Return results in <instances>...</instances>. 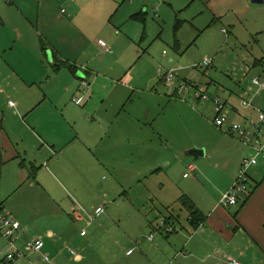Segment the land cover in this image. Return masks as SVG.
<instances>
[{
	"label": "rangeland",
	"instance_id": "rangeland-1",
	"mask_svg": "<svg viewBox=\"0 0 264 264\" xmlns=\"http://www.w3.org/2000/svg\"><path fill=\"white\" fill-rule=\"evenodd\" d=\"M51 1L56 16L52 22L62 31L58 33V37H55V29H53L57 46L63 50H68L70 44L75 46V51L66 52L71 55L72 62L80 67L78 76L82 75L81 72L86 76L88 70L91 71L93 67L109 71L111 56L114 53L115 58L122 55V64L118 65L117 71L124 74L126 68L128 71L131 70L129 76L133 79H130L128 85L148 90L145 94L131 95L122 109L126 108L133 115L135 110H140L144 114L150 110L151 124L155 130H152L151 134L154 136L153 132H155L157 139L164 142L163 145L167 148L170 157H175L180 146L186 141H196L204 145L196 146L202 149L210 148L213 153L211 158L206 157V154L203 157H186L196 165L200 162L198 160L207 162L211 171L208 176L214 180L210 182L203 180L205 186H200L201 192L197 193L218 194L220 185L224 182L223 173L238 163L237 146L243 147L247 158L256 157L255 150L252 151L250 147L258 145L256 140L264 144V124L259 120L260 114L264 112V92L256 94L253 102L244 92L251 91L254 95L257 91L255 85L252 87L254 77H264V4H252V8H248L242 0ZM74 5L81 11L76 18L75 15L68 18L71 21L75 19V25L57 19V15L69 16ZM63 10L67 11V15ZM61 34L67 38L68 35L72 37L68 45L58 43ZM100 41L105 42L112 53L109 52L105 56L107 60L105 62L89 61L93 57L100 58L107 53ZM207 59L212 60L211 65L204 64ZM170 71L175 74L172 86L169 84L171 82L164 79ZM84 80L81 83L85 82L88 88L95 84L91 81L92 78H89V81ZM105 84L107 83L102 81L98 83L96 91L102 89ZM182 85H187L190 91L178 94L177 91ZM197 88L205 90L211 98L219 97L239 107L243 115L242 118H238L237 124L251 133L252 142L249 145L237 136L240 141L236 138H221L219 133L224 135L226 130L222 131L215 126L214 101L196 99L194 92ZM105 91L107 92L106 89ZM83 93L85 95V92ZM244 100L251 102L254 109L242 106ZM9 101L8 98L7 104ZM102 101L100 100L94 108L99 106L105 111L110 107L108 103L102 106ZM226 110L229 121L233 123V113L230 116V110ZM7 124H11L12 128L21 127V123L16 122L14 118H10ZM101 133L106 132L103 130ZM28 135H30L29 140L34 139L30 133L25 134L24 137L27 138ZM136 135L141 136L138 132H135L134 136ZM107 138L108 136L97 150L94 149L95 154L86 157L81 155L80 158L72 156L60 158L45 152L32 151L29 157L38 160L35 161L39 169L37 174L50 177V180L44 178L48 184L42 181L40 185L42 189L38 186V181L33 186L28 183L10 197H3L8 213L14 217H19L18 213H20L21 221L25 225H30L31 240L44 238L47 240V245L49 244L48 247L58 240L56 245L63 247L64 250L63 264L120 262L127 264L126 253L135 246L134 241L143 242L145 245L148 242L147 237L153 233L152 226L145 225L141 217L140 220H132L131 213L134 212L136 204L139 203L137 205L144 210V213L147 209L149 212L153 208L150 212L151 219L155 222L161 221L163 219L159 217L161 215L154 209L150 199L155 190L158 191L157 196L160 194L159 186L165 183V169L168 168L171 177L182 186L191 187L194 182L189 166L177 163L176 160H166L161 165L162 170L156 172L160 174L161 182L155 180L156 183L152 186L153 178L146 169L147 163L143 156L146 150L156 147L149 144L144 149L141 141L133 140L131 143L125 142L126 144L117 147L112 154H106L105 148L114 145ZM257 160L259 164L254 170L262 177L256 180L261 181L264 179V154H261ZM169 161H173L171 167L168 165ZM13 164L16 166V163ZM10 170H13L12 164L5 170H0L3 179L6 178L5 175H9ZM188 173L191 178L186 179L184 175ZM157 177L155 179H158ZM251 182L255 184L250 178V185ZM253 189L251 186L249 193ZM246 197L245 193H241L239 206L228 209L234 217H240L239 211L246 204ZM255 202L256 211L242 213V219L246 218L249 222L251 219L255 221V216L264 219V210L261 212L258 210V205L262 202L260 197H257ZM102 206L105 207L103 214L97 215L96 210ZM75 210L86 220L74 219ZM162 211L164 216L168 215L166 211ZM181 215L183 216L184 213ZM21 221L19 220L20 223ZM83 229L88 234L86 239L80 237ZM50 230L56 234L55 238L48 237ZM181 231L179 229L180 233ZM196 232L198 233V230ZM156 233H154L155 241L151 243H157L161 238H165V242H173L170 236L166 235L167 232ZM183 234L184 243L196 236V233L194 235L186 231ZM176 235L177 233L173 232V236ZM211 240L216 245L222 246L220 247L222 260H216L218 257L216 256L209 264H230L233 257L239 261V264H264L263 242L262 245L252 247L246 256L239 257L238 253L246 247L244 242H240L241 238L236 237L233 245L225 238ZM23 241L21 239L17 242L20 248ZM70 250L79 253L84 260L75 261L69 253ZM26 254L29 255V252ZM166 254L167 263L172 264L177 252ZM4 256L0 255V258ZM182 258H179L176 264H183ZM23 260L20 259L12 264H21ZM194 264L200 263L197 261Z\"/></svg>",
	"mask_w": 264,
	"mask_h": 264
},
{
	"label": "crops",
	"instance_id": "crops-1",
	"mask_svg": "<svg viewBox=\"0 0 264 264\" xmlns=\"http://www.w3.org/2000/svg\"><path fill=\"white\" fill-rule=\"evenodd\" d=\"M51 2V0H0V170H5L10 164L13 165V170L9 171V175H5V179H3L0 172V206L3 208V211L8 213L3 197H10L15 191L28 183L30 186H33L38 181V186H40L42 185V181H45L44 184H48L44 178L50 180V177L43 176L41 173L37 174L39 169L35 161L38 162V160L37 158L29 157L32 151L45 152L50 156L56 155V157L60 158L66 156L80 158L81 155H84L81 157H86L89 154H95L94 149L97 150L99 148L101 142L106 140V136H108L107 140L114 144L105 148L106 154H112V151L126 144L125 142L131 143L133 140H139L144 149L149 144L156 147L155 149L146 150L147 152L143 156L147 163L146 169L151 173L153 178V181H151L152 186L156 183L155 180H160L159 177L161 176L156 172L159 170V173L162 170L161 165L164 161L176 160L177 163H183L187 167L194 165L193 161L184 156V152L194 148V146L204 145L196 141H186L180 146V150L177 151L175 157H170L167 148L163 145L164 142L162 143L157 139L155 132H153L154 136L151 134L152 130H155L151 124L150 110H147L146 114L140 110H135L133 111V115L126 108L122 109L126 101L131 98V95H140L148 92L147 89L133 88L128 85L130 84V79H133L129 76L131 70L128 71L126 68L124 74L117 71L118 65L122 64V55L119 58L114 57L115 53L113 56L110 55L112 63L109 66V71L93 67L90 69L91 71L88 70L89 73L87 72L86 76L82 72V75L78 76L80 67L72 62L71 55L69 56V53L67 54L66 52L68 50L75 51V46L70 44L68 50L59 49L57 46L55 37H58V33H62V31L52 22L56 16ZM242 2L246 3L248 8H252V4H264L253 3L250 0H242ZM71 9L72 13L69 16L61 17L57 15V19H62L63 22L69 21V24L75 25V19L73 22L68 18L74 15L76 18L81 11L75 5ZM63 13L67 15V11L65 10H63ZM53 29H55V37ZM71 38L69 35L67 38L61 34L59 38L60 42L58 43L68 45L71 42ZM101 46H105L107 53H104L100 58L93 57L89 61H107L105 56L109 52L112 53V51L106 47V43L104 45L101 44ZM47 50H50L52 53V60H49L44 53ZM72 65L75 68L70 67ZM87 75L89 78H92V82H95L90 88L85 86V82H83L84 84L81 83L82 80L89 79ZM260 78L264 79V77ZM101 81L107 84L103 85L99 91H96V87ZM135 84L139 85L138 83ZM169 84L172 86V83ZM78 86L79 88L77 89ZM256 87L257 91H255L254 95L251 94V91L244 92L245 96H249L252 102L257 96L256 94L264 92V89ZM86 88H88L87 91ZM83 92H85V95ZM122 94H125V96H121ZM8 98L10 101L7 104ZM100 100H103L101 102L102 106L108 103L110 107L106 108L105 111H102L99 106L94 108ZM230 103L227 102V109L230 110V116L233 113V123H237L238 118H242L243 114L235 103ZM241 104L245 106L243 103ZM245 107L254 109L253 104ZM10 118H14L16 122L21 123L20 129L17 126L12 128L11 124H7ZM229 124L232 123L229 121ZM103 130L106 133H101ZM216 131L218 132V130ZM222 131H225V129ZM135 132H138L141 136H134ZM29 133L33 135L34 139L29 140L30 135L27 138L24 137L25 134ZM219 135L222 139L224 137L238 139V136L230 134L227 130L224 135L221 133ZM31 142H34V144ZM256 142L260 141L256 140ZM204 148L206 157L211 158L210 156L213 153L210 148ZM237 148L239 149L237 151L239 156L238 163L223 173L224 182L220 185L221 189L218 190L217 195L213 193H197L201 192L200 186H205L203 180L206 182L214 181L208 176L211 171L204 160H198L200 162L197 165L195 164L196 167L191 173L194 180L191 187L180 185V183L171 177L169 169H165V183L159 186L161 192L158 196L157 190L152 192L150 200L151 204L154 205V209L161 215L159 217H162L163 220L165 218L170 219L171 224L175 226L174 234L177 233L176 236H173V232L166 234L170 236V240H173L174 243L172 241L165 242V238L159 239L157 243H151L155 241L156 235L153 240H149L147 237L148 242L145 245L143 242L141 244L135 240V246L131 248L135 249V252L129 255L128 250L130 249L127 250V264H168L166 253L174 254L175 252L177 254L173 257L175 260H172V264H176L177 260L181 257H183L181 260L183 264H194L197 261L200 264H209L212 263L211 261L216 256H218L216 260H222V249H220L222 246L216 245L211 239L222 240L225 238L228 243L233 245L236 237L241 238L240 242H244L246 247L238 253L239 257L246 256L252 247L258 246L262 242L264 243V219L255 216V221L251 219L249 222L246 218H241L244 212L254 213L256 211L255 200H257V197H260L262 201L258 205L259 212L264 210V179H261V181L256 180L262 177H260L258 171L254 170L258 166V162L249 168L251 171L249 177L253 182L255 181V184L251 182L250 186H252V189H255L250 193L249 191L245 193L247 196L245 199L246 204L239 211L240 215H238L240 217H234L228 210L233 206L225 208L220 203L222 195L226 190L231 188L232 184L239 177L243 158L247 156L243 147L240 146L239 148L237 146ZM250 148L252 151L255 149V147ZM22 160L26 162L25 167L21 166ZM45 160L43 161L46 162ZM13 163H16V166ZM172 163L173 161H169L168 165L171 167ZM32 174L34 177H32ZM156 176H158V179H155ZM191 176L186 177L184 175L186 179L191 178ZM40 188L43 189L42 186ZM262 193L263 196L261 197ZM183 196L191 199L205 217V221L196 229L190 222L189 210L180 202ZM137 204L136 206L134 205L135 210L131 213L132 220H140L141 217V221H144L147 226L149 224V226L153 227L158 224L160 220L155 222L154 219H151L150 212L153 208L149 212L147 209V212L144 213V210ZM236 206H239V204ZM162 210L166 211L168 215L164 216ZM181 213H184V215L182 216ZM18 216L21 218L20 213H18ZM15 217L21 221L19 217ZM74 217L77 221L86 220L76 210L74 211ZM21 223L24 225V229L21 231L23 234L22 238H24L22 240L24 241L20 245L21 248H24L27 239H31L29 236L31 235V227L28 224L25 225L23 221ZM179 229L182 230L181 233ZM153 230L154 228L152 229L154 233ZM197 230L198 233L196 232ZM82 231L80 237L86 239L88 234L82 235ZM185 231L194 235L196 233V236L184 243L183 233ZM48 234V237H56V234H53L51 230ZM57 242L58 240L48 247L49 244L47 245L46 240L43 250L51 254L52 263H48L42 259L43 254L31 252L20 263H65L62 259L63 247L57 246ZM139 244H141V247ZM69 253L74 257L75 261L84 260L77 252L71 253L69 251ZM232 259L236 258L233 257Z\"/></svg>",
	"mask_w": 264,
	"mask_h": 264
},
{
	"label": "built area",
	"instance_id": "built-area-1",
	"mask_svg": "<svg viewBox=\"0 0 264 264\" xmlns=\"http://www.w3.org/2000/svg\"><path fill=\"white\" fill-rule=\"evenodd\" d=\"M101 44H105V42L100 41ZM211 63V59L205 60L204 64ZM174 72L170 71L167 74L166 80L168 82L174 81ZM253 84L258 86L259 89H264V79L255 76L253 79ZM85 86H88L85 83ZM181 92H189L190 88L187 87V85H182L180 87ZM194 95L196 99H202V100H208L212 99L214 101V110L216 111V117H215V125L218 126L222 130H227L231 134H236L240 139H242L245 144H248L252 142L251 140V133L249 131H246L242 125H239L237 123L229 124V117L227 115V103L225 100L220 99L219 97L211 98L210 95H207L205 90L197 88L194 92ZM14 104L13 102H11ZM243 104L245 106H251L252 103L244 100ZM260 121L264 124V112L260 114ZM256 157L254 159L245 158L241 168H240V174L237 180L232 184L231 188L224 193V195L221 198V205L223 207H230V206H236L239 204L238 199L241 195V193H246L250 191L249 186V168L253 165H256L258 162L257 158L260 156V154L264 153V144L258 142V145L255 147ZM194 165H190L189 172L192 173V171L195 168ZM186 177L189 176L188 174H185ZM104 207H99L96 210V214L100 215L104 212ZM158 231L163 232H173L175 231V226L171 223H168V221L161 220L157 224ZM22 224L17 220L12 214L6 213L3 210H0V255H5L4 257L0 258V264H12L20 259L27 258L26 252L31 253H37V254H43L42 259H44L48 263H52V257L51 254L43 252L45 248V239L44 238H35L33 240L27 239L24 250L21 249L18 246V241L23 239L22 234ZM86 231H82V235H85ZM149 240H153L155 238L154 233H150V236H148ZM5 246H7V249H5ZM135 249L128 250V254L131 255L135 251ZM71 253H76L74 250H70ZM230 264H238L237 259H231Z\"/></svg>",
	"mask_w": 264,
	"mask_h": 264
},
{
	"label": "trees",
	"instance_id": "trees-1",
	"mask_svg": "<svg viewBox=\"0 0 264 264\" xmlns=\"http://www.w3.org/2000/svg\"><path fill=\"white\" fill-rule=\"evenodd\" d=\"M55 60V59H54ZM211 62H212V60H211ZM207 65H211V63H209V64H207ZM56 66L58 67V65L56 64ZM70 67H74L75 68V66H70ZM169 73V72H168ZM167 73V74H168ZM167 74L165 75V80H166V78H167ZM174 78H175V76H174ZM167 81V80H166ZM173 83V82H172ZM179 93H181V91L180 90H178V94ZM226 102V101H225ZM227 103V102H226ZM259 120H260V117H259ZM261 122V121H260ZM262 123V122H261ZM263 124V123H262ZM259 126V125H258ZM218 127V126H217ZM257 127V126H256ZM259 129L261 130V128L259 127ZM230 133V132H229ZM231 134V133H230ZM232 135H233V133H232ZM234 136H236V134H234ZM262 154H264V153H262ZM261 155V154H260ZM23 162H22V164H21V166L22 167H25L26 166V162L24 161V160H22ZM33 173V172H32ZM32 177H34L33 176V174H32ZM250 178V177H249ZM0 179H1V177H0ZM237 180V179H236ZM249 186H250V181H249ZM250 188H251V186H250ZM180 202L181 203H183V205L189 210V212H190V217H189V219H190V222H191V224H192V226L196 229V228H198L202 223H203V221H205V217L202 215V213H201V211L197 208V206H196V204L195 203H193L192 202V200L191 199H189L187 196H183L181 199H180ZM0 210H3V208H1V206H0ZM167 221H168V223H171L169 220L170 219H167V218H165ZM152 228H154V233L155 232H161V231H158V227H157V224L156 225H154ZM174 232V231H173ZM167 233H172V232H167Z\"/></svg>",
	"mask_w": 264,
	"mask_h": 264
},
{
	"label": "water",
	"instance_id": "water-1",
	"mask_svg": "<svg viewBox=\"0 0 264 264\" xmlns=\"http://www.w3.org/2000/svg\"><path fill=\"white\" fill-rule=\"evenodd\" d=\"M253 3H264V0H250ZM46 56L49 60L53 59V55L50 52V50H47L46 52ZM184 156L185 157H203L205 156V150L199 147L194 146V148L188 149L184 152Z\"/></svg>",
	"mask_w": 264,
	"mask_h": 264
}]
</instances>
